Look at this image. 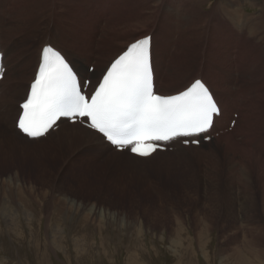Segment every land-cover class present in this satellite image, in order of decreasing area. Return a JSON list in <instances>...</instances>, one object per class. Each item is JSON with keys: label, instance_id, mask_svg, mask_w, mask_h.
<instances>
[{"label": "bare ground", "instance_id": "1", "mask_svg": "<svg viewBox=\"0 0 264 264\" xmlns=\"http://www.w3.org/2000/svg\"><path fill=\"white\" fill-rule=\"evenodd\" d=\"M89 1L0 0V48L6 67V75L0 81V144L8 145L6 150L13 148L14 143L31 150L46 145L52 149V156L53 152L56 154L53 158L60 154L62 160L58 173H61L55 175L53 180H48L51 186L62 185L66 180L62 173L67 170L99 168L103 166L101 162L105 161H118L117 164L122 166L121 172L142 174L145 168L136 166L144 167L143 164L148 163V167L153 169L174 161L180 163L184 159L197 158L199 169L205 172L200 181L209 188L205 199L212 203L220 199L223 203H238L241 222H249L250 227L258 228L261 233L258 238L252 236L254 239L249 237L245 240L246 246L262 245L264 225L255 220L257 207L264 210V0H218L209 6V11L204 9L205 0H142L138 19L122 26L112 25L110 21L114 22L115 19L108 20L105 17L107 11L100 6L96 9L93 4L91 11L82 8L84 14L80 16L81 24L75 23L77 26L74 29L84 28L81 29L84 36H77L78 41H85L82 44L68 38L69 31L66 33L63 27L59 28L61 34H57L50 24H37L45 13H48L49 18L65 12L72 17L73 8L79 4L86 6ZM247 4L258 6V11L248 12L245 7ZM92 12L94 23L90 18ZM32 14L33 19L29 18ZM211 18L222 24L221 32L217 28L216 32L210 30L209 35L206 33L210 46L203 49L199 41L206 20L210 21ZM186 19L196 20L184 30L182 22ZM90 26L92 29L88 31ZM101 27H104L103 30ZM149 33L153 35L155 86L160 94H175L195 78L202 77L212 84L222 115L216 119L210 140L201 141L199 146H185L180 141H173L172 149L159 150L152 158L141 159L133 158L130 153L114 152L106 143L95 141L82 125H73L66 120L59 121L58 127L47 138L36 142L26 139L14 128L18 106L26 98L39 66L40 50L45 43L62 47L81 80L90 79L91 89H94L107 66L125 46L140 35ZM239 40L248 42L250 48H255V53L246 54V49H240L236 44ZM203 53L204 57L201 56ZM207 53L212 60L205 58ZM12 63H18V66H12ZM90 66L94 67L92 72L89 71ZM234 83H237L236 87ZM232 120L236 123L230 128ZM2 182L13 183L10 178ZM20 183L24 184L18 180L15 185ZM222 185L228 191L227 194L215 191L216 187ZM253 189L258 192L257 198L253 195ZM11 198L10 203L14 202L13 194ZM65 201H62L63 205ZM0 204L3 222L14 224V219L19 218L16 210L18 205L7 207L4 203ZM23 214L28 217L27 213ZM250 230L241 233V241L251 235ZM240 240L235 237V243L229 249L231 256L235 257L233 262L226 260L221 261L222 264L239 263ZM239 264L244 263L241 261Z\"/></svg>", "mask_w": 264, "mask_h": 264}, {"label": "rangeland", "instance_id": "2", "mask_svg": "<svg viewBox=\"0 0 264 264\" xmlns=\"http://www.w3.org/2000/svg\"><path fill=\"white\" fill-rule=\"evenodd\" d=\"M140 1L90 0L87 7L79 4L73 8L72 17L65 12L49 18L45 13L37 24H50L57 34L64 28L66 33L69 31L68 38L82 44L85 41H78L77 36H84V28L74 27L75 23L81 24L83 7L90 11L93 4L96 9L103 7L107 11L105 17L115 19L110 21L112 25L122 26L138 19ZM216 1L205 0L204 9L208 10ZM245 7L251 13L259 8L248 4ZM93 17L94 12L90 15L92 23ZM195 20H184V30ZM210 21L206 20L208 31L204 27L199 41L203 49L210 46L206 33L216 32L217 28L221 32L222 24L212 18ZM236 44L246 49V54L254 52L255 48H250L246 41L239 40ZM205 58L212 60L208 53ZM13 65L17 67L18 63ZM14 145L6 150L8 145L0 144V203L7 207L18 205L19 215L14 219L16 224H10L3 222L0 214V264H222L226 260L233 262L235 257L229 249L235 243L234 238L242 239L241 233L245 234L249 228L251 235L240 240L239 263L264 264V241L254 247L252 244L247 247L245 241L261 236L260 230L250 227L249 222H241L238 203H223L222 199L212 203L205 199L209 188L200 181L205 172L199 169L197 158L153 169L148 163L136 166L145 168L142 174L121 172L118 161H105L99 168L67 170L62 176L68 182L51 186L48 180L61 173H58L60 154L53 158L56 154L53 152L52 156V149L46 145L32 150ZM8 178L12 184L2 182ZM15 179L24 184L15 185ZM215 191L222 195L228 192L223 185ZM11 194L15 203H10ZM253 195L258 197L257 190ZM64 199L67 204L63 205ZM92 207L94 210H90ZM257 211L255 221L264 225V210L257 207Z\"/></svg>", "mask_w": 264, "mask_h": 264}, {"label": "snow or ice", "instance_id": "3", "mask_svg": "<svg viewBox=\"0 0 264 264\" xmlns=\"http://www.w3.org/2000/svg\"><path fill=\"white\" fill-rule=\"evenodd\" d=\"M5 75L0 65V81ZM87 86L68 53L45 43L26 98L18 106L14 128L36 142L66 119L82 125L95 141L106 143L116 153L149 159L163 143L182 139L185 146H199L202 139L210 140L216 119L222 115L212 84L202 77L175 94L157 92L151 33L125 46L94 91L86 92Z\"/></svg>", "mask_w": 264, "mask_h": 264}]
</instances>
